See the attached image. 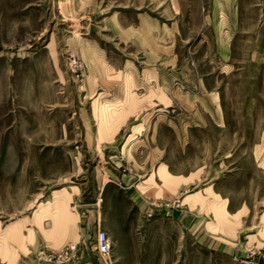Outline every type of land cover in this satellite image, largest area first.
<instances>
[{
	"label": "rangeland",
	"instance_id": "obj_1",
	"mask_svg": "<svg viewBox=\"0 0 264 264\" xmlns=\"http://www.w3.org/2000/svg\"><path fill=\"white\" fill-rule=\"evenodd\" d=\"M144 14L177 25L179 63L209 74L224 128L178 97L154 106L152 93L121 73L140 62L138 50L118 44L106 22L127 27ZM222 46L227 74L216 65ZM94 49L119 72L91 85ZM112 108L123 121L105 135L101 111ZM203 120L205 128L195 126ZM163 168L174 185H163ZM63 189L80 231L73 240L52 219L53 195ZM226 200L222 220L214 206ZM94 209L99 225L88 222ZM161 210L185 219L176 225V264H264V0H0V264H159V236L147 257L118 258L111 221L128 216L135 243L137 217ZM106 222L108 258L94 237Z\"/></svg>",
	"mask_w": 264,
	"mask_h": 264
},
{
	"label": "crops",
	"instance_id": "obj_2",
	"mask_svg": "<svg viewBox=\"0 0 264 264\" xmlns=\"http://www.w3.org/2000/svg\"><path fill=\"white\" fill-rule=\"evenodd\" d=\"M106 27H109L113 39H116L118 44L130 45L138 50L137 56H139L140 62H128L127 66L123 67L121 70V73L123 75H125V73L131 74V81L137 91H147L145 94L147 97L149 93H152L154 98H152L151 103L154 106H160L162 103L160 101L161 99L173 103V100L175 101V98L178 97L182 105L191 108L193 112L207 114V122L211 121L217 127H225L223 111L220 104V90L206 87L205 77L209 74H200L195 67L189 65L183 67L179 63L176 46V24L161 23L158 18L156 19L144 14L137 18L136 24L128 25L127 27L122 26L118 19L111 17V19L107 20ZM95 53H98L99 59L94 60V64L91 65L89 75V82L91 85L114 74H118L119 72L114 70V67L108 63L107 59L105 60L100 56L101 54L98 52V49L95 50ZM216 58L218 59L216 65L220 74H227L225 70H230L228 63L230 58L229 49L227 51V48L225 49L223 46L219 50L217 49ZM133 67L136 68V72H133ZM168 107H170V105ZM122 111L114 108H112L111 111L110 109L106 110V112L103 110L101 111V116H105L104 122L109 121L108 125L104 124L105 128L102 126L105 135H113L118 131L123 121ZM207 122L203 120L201 124H195V126L205 128ZM136 132H139V130ZM159 176L164 186L175 184L174 177H172L166 169H161L159 171ZM71 196L72 195L65 189L55 192L52 205H54L56 211H54L52 219L55 224L56 232H61L69 237L70 240H73L76 235L77 238L79 237L80 231L79 228L75 226L77 219L66 211ZM190 197L191 196H188L185 201L189 200ZM226 201L228 204L227 202L226 204L223 202L214 206L217 214H219L221 210L220 215L222 220L225 218L224 210L227 206H230V201ZM237 208L241 209L242 207L240 206ZM96 212V209L88 212V222L99 225V223H97ZM164 213L165 212L162 210L157 211L150 219L146 218L144 215L142 217H137L136 224L140 222L137 226V231L142 233V239L135 243L131 239L130 232H132V229L129 227L126 228V226H128V216L122 213L118 216L116 221H111V225L114 223L116 224V230L118 232L117 237L120 238V245L118 240H116L114 244L117 250L116 256L118 258H124L128 255H132L134 258H138L139 256L144 258L146 255L148 256L144 251L146 248L149 249V242H152V238L155 240L156 237L159 236L162 240L159 248L160 252L158 253V257L160 259L162 258L159 264H176V225L178 221L182 224L185 219L182 216H177L176 210L166 214ZM232 217L236 219L239 218V215L237 214ZM166 225L168 226L167 231L165 228ZM103 226L104 228L102 229H104L107 234L113 231V227L109 226L108 222L104 223ZM18 229V223L12 225L7 234L8 239H16L19 234ZM95 236L96 234H94V237ZM198 238H200L201 241L205 240L203 236H198ZM129 248H131V254L128 252ZM154 252L153 256H156Z\"/></svg>",
	"mask_w": 264,
	"mask_h": 264
},
{
	"label": "built area",
	"instance_id": "obj_3",
	"mask_svg": "<svg viewBox=\"0 0 264 264\" xmlns=\"http://www.w3.org/2000/svg\"><path fill=\"white\" fill-rule=\"evenodd\" d=\"M70 66L76 71L80 72L83 69L82 63L75 59L71 58L69 61ZM75 245H69L67 248L62 250L63 255L72 254L75 251ZM95 247L100 256L108 258L111 254V242L108 234L103 229H98L95 236ZM243 264H248L247 262Z\"/></svg>",
	"mask_w": 264,
	"mask_h": 264
}]
</instances>
